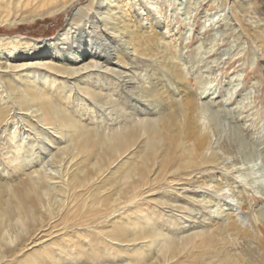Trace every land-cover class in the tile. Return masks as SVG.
I'll return each mask as SVG.
<instances>
[{"label":"bare ground","instance_id":"obj_1","mask_svg":"<svg viewBox=\"0 0 264 264\" xmlns=\"http://www.w3.org/2000/svg\"><path fill=\"white\" fill-rule=\"evenodd\" d=\"M262 1L223 0L217 24L264 62ZM153 7L0 0L1 27L69 12L55 38L0 36V264H264V206L241 186L253 144L237 127L215 146L234 109L201 102Z\"/></svg>","mask_w":264,"mask_h":264},{"label":"rangeland","instance_id":"obj_2","mask_svg":"<svg viewBox=\"0 0 264 264\" xmlns=\"http://www.w3.org/2000/svg\"><path fill=\"white\" fill-rule=\"evenodd\" d=\"M150 1L155 6L153 9L156 16L167 24L165 28H162L167 33V39L172 41L181 51L183 60L188 62L184 65L187 77L195 85L198 80L204 81L205 87H198L201 90L204 91L206 87L211 89L209 94H203L201 102L209 103L207 106L212 112L221 108L234 109L232 115L227 117L222 118L220 113L216 115L221 124V130L220 133L216 132L218 136L214 140L215 146L223 143L227 135H231L237 127L239 129L241 127L242 136L252 142L255 158L245 165L246 169L242 172L241 179L244 184L241 186L245 195L252 199L255 210L260 209L264 206V198L261 195L264 191V144H262L264 143V62L256 59L254 47L246 36L240 37L239 34L232 32L235 23L229 28L217 24L223 19L218 11V3H223V0L215 3L212 2L213 0H206L202 3L204 7L197 4V8L191 6L193 0H178L177 3L174 0ZM262 2L264 4V1ZM208 6L213 10L207 14L205 9ZM68 15L69 12H63L57 17L47 20L39 19L36 23L26 26H0V36L22 35L36 40L52 39L66 28L69 23ZM213 20L217 27L213 24ZM213 38L217 40L216 44ZM154 45L153 43L151 50L155 47ZM212 60H216L217 63ZM258 80L259 83H257ZM210 128L212 130V127ZM258 148L259 151L256 153ZM259 154H262L263 162ZM231 160L233 159L230 158L227 161V166H231ZM254 162L259 165L256 170L251 169ZM217 170L222 172L223 166L217 167ZM224 172L234 178L238 176L236 168ZM255 180L259 181L260 189L256 187ZM183 185L189 187L191 182H184ZM179 186L182 187V185ZM193 186L198 185L195 183ZM240 212L239 210V214ZM243 214L245 213L237 216V219H243ZM231 248L228 245V250ZM239 249L246 250L247 246L242 244Z\"/></svg>","mask_w":264,"mask_h":264}]
</instances>
